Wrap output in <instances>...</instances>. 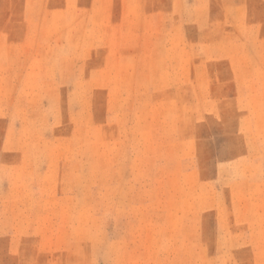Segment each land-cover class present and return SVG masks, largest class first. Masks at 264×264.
Masks as SVG:
<instances>
[{
	"label": "rangeland",
	"instance_id": "obj_1",
	"mask_svg": "<svg viewBox=\"0 0 264 264\" xmlns=\"http://www.w3.org/2000/svg\"><path fill=\"white\" fill-rule=\"evenodd\" d=\"M0 264H264V0H0Z\"/></svg>",
	"mask_w": 264,
	"mask_h": 264
}]
</instances>
